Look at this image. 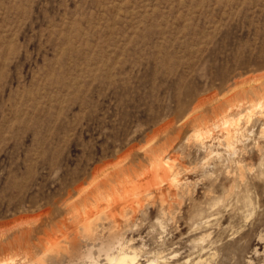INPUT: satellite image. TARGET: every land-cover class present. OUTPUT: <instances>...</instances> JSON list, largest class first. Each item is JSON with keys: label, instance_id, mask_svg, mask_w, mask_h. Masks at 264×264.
Segmentation results:
<instances>
[{"label": "rangeland", "instance_id": "obj_1", "mask_svg": "<svg viewBox=\"0 0 264 264\" xmlns=\"http://www.w3.org/2000/svg\"><path fill=\"white\" fill-rule=\"evenodd\" d=\"M261 99L264 0H0V264H264Z\"/></svg>", "mask_w": 264, "mask_h": 264}, {"label": "bare ground", "instance_id": "obj_2", "mask_svg": "<svg viewBox=\"0 0 264 264\" xmlns=\"http://www.w3.org/2000/svg\"><path fill=\"white\" fill-rule=\"evenodd\" d=\"M261 97H262V95H260ZM258 99V98H257ZM252 100V99H251ZM262 100L263 99H261V102H262ZM264 101V100H263ZM247 102V101H246ZM250 102V101H249ZM253 102V101H252ZM261 102L259 101V102H257V103H255L254 105L252 104V106H255V105H262L261 104ZM264 103V102H263ZM247 104V103H246ZM249 106H250V104H249ZM264 106V105H263ZM228 107H229V105H228ZM230 108V110H231V107H229ZM228 108V109H229ZM248 108V107H247ZM251 108V107H250ZM258 108H259V106H258ZM261 108H262V106H261ZM264 108V107H263ZM244 109V108H243ZM246 109V108H245ZM257 109V108H256ZM230 110H227V111H230ZM251 110L253 111V109L251 108ZM225 111V110H224ZM227 111H226V113H227ZM248 111V110H247ZM246 111V112H247ZM262 113V112H261ZM225 114V113H224ZM223 114V115H224ZM229 114V113H228ZM232 115V114H231ZM231 115H229V117L231 116ZM239 115V114H238ZM264 115V114H263ZM234 116V115H233ZM232 116V117H233ZM253 116V115H252ZM227 117V116H226ZM237 117V116H236ZM238 117H240V116H238ZM231 118V117H230ZM229 118V119H230ZM227 118H225L223 121H222V124H220L221 126L222 125H227V127L225 128V134H226V138L227 139H230V138H232V134H235V133H237L238 132V128L237 127H229L230 125L229 124H231V123H237V119H235L233 122L231 121V120H226ZM232 119V118H231ZM234 119V118H233ZM220 121V120H219ZM216 122V121H215ZM213 124V123H212ZM217 124V123H216ZM214 125V124H213ZM234 125V124H233ZM216 126H214V128H215ZM223 127V126H222ZM209 129H211V128H209ZM199 130V129H198ZM206 130V133H208V131H207V129H205ZM241 130V129H240ZM202 131V130H201ZM224 131V130H223ZM222 131V132H223ZM204 132V131H203ZM199 133V132H198ZM210 134V133H209ZM200 135V134H199ZM237 135H239L238 133H237ZM237 135H236V137L235 138H237ZM234 139V138H233ZM232 139V140H233ZM240 139V138H239ZM232 140H231V142H232ZM234 142V141H233ZM232 142V143H233ZM232 143H231V145H232ZM203 144V143H202ZM201 144V145H202ZM235 146V145H234ZM205 147V146H204ZM233 147V146H232ZM164 160H162L161 162H163ZM165 162H167L166 160L164 161V163ZM163 163V164H164ZM154 164H155V162H154ZM158 164V166H159V163H157ZM156 164V165H157ZM155 165V166H156ZM151 166H152V164H151ZM163 167H165V166H163ZM155 168V167H154ZM153 168V169H154ZM159 168V167H158ZM161 168H162V166H161ZM163 169V168H162ZM166 169V168H165ZM154 172V171H153ZM156 172V171H155ZM158 173H159V171H158ZM124 174V173H123ZM175 176V175H174ZM177 177V176H176ZM105 178V177H104ZM154 178V177H153ZM168 178V177H167ZM156 179V178H155ZM166 181V180H165ZM171 183V182H170ZM160 184V183H159ZM136 185V184H135ZM145 185V184H144ZM115 186V185H114ZM113 186V187H114ZM107 188V187H106ZM96 190V189H95ZM133 190V189H132ZM127 191V190H126ZM134 192V191H133ZM175 192V191H174ZM100 193V192H99ZM129 194V193H128ZM149 194V193H148ZM159 194V193H158ZM94 195V194H93ZM97 195V194H96ZM99 195V194H98ZM134 195V194H133ZM136 195V194H135ZM137 197V196H136ZM93 198V197H92ZM130 199V198H129ZM122 202V201H121ZM126 207V206H125ZM121 209H123V208H121ZM120 211V210H119ZM95 217V216H94ZM89 218V217H88ZM84 219V218H83ZM92 220H94V219H92ZM80 221V220H79ZM83 222H85V221H83ZM93 222V221H92ZM208 222V221H207ZM79 223V222H78ZM94 225H96V224H94ZM92 226V225H91ZM90 226V227H91ZM82 227V226H81ZM78 228V227H77ZM92 228H94V227H92ZM192 228V227H191ZM110 230V229H109ZM91 231V230H90ZM118 231V230H117ZM122 234V233H121ZM76 235V234H75ZM97 235V234H96ZM111 235V234H110ZM113 235V234H112ZM119 236V235H118ZM121 237V236H120ZM108 238H110V237H108ZM119 237H117V234H114L113 236H111V238L109 239V240H107L106 242H104V243H100L101 244V250H103V252L105 251V255H106V258H107V260H108V262L110 263V264H137V253L135 252V251H131V250H129V247L126 249V247L125 246H123V242L121 243V241H119V239H118ZM193 239V238H192ZM196 239V238H195ZM70 240V239H69ZM73 240V239H72ZM78 240V239H77ZM96 241V240H95ZM193 241H194V239H193ZM78 243V242H77ZM71 244V243H70ZM74 245V244H73ZM76 245V244H75ZM74 245V246H75ZM99 245V244H98ZM116 245V246H115ZM128 246V245H127ZM41 247V246H40ZM66 247V246H65ZM75 247H77V246H75ZM93 247H95V246H93ZM98 247V246H97ZM86 248V247H85ZM113 248H118L117 249V251L115 252V253H111L110 252V250H112ZM132 248V247H131ZM138 248V247H137ZM204 248V247H203ZM77 249H79V248H77ZM76 249V250H77ZM87 250V249H86ZM204 250V249H203ZM208 250V249H207ZM66 251V250H65ZM75 251V250H74ZM197 251V250H196ZM199 251V250H198ZM70 252V251H69ZM114 252V251H113ZM138 252V251H137ZM176 252V251H175ZM89 253V252H88ZM197 253V252H196ZM69 254V253H68ZM87 254V253H86ZM90 254V253H89ZM172 254V253H171ZM74 255V254H73ZM84 255H85V253H84ZM206 255V254H205ZM80 256V255H79ZM87 256V255H86ZM198 256V255H197ZM208 256V255H207ZM42 257V256H41ZM81 257V256H80ZM162 257V256H161ZM190 257V256H189ZM200 257V256H199ZM44 258V257H43ZM85 258V257H84ZM198 258V257H197ZM196 258V259H197ZM80 259V258H79ZM75 260V259H74ZM179 260V259H178ZM189 260V259H188ZM164 261V260H163ZM140 262V261H139ZM148 264H161V261L160 260H158V257L156 256V257H154L153 259H150L149 261H148ZM195 264V263H194Z\"/></svg>", "mask_w": 264, "mask_h": 264}]
</instances>
